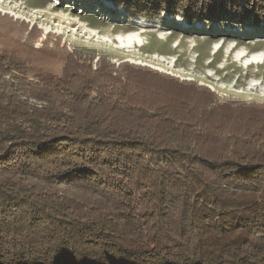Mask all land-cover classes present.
<instances>
[{"label": "trees", "instance_id": "16d2710c", "mask_svg": "<svg viewBox=\"0 0 264 264\" xmlns=\"http://www.w3.org/2000/svg\"><path fill=\"white\" fill-rule=\"evenodd\" d=\"M108 1L264 24V0ZM38 34L0 14V264H264V104Z\"/></svg>", "mask_w": 264, "mask_h": 264}, {"label": "rangeland", "instance_id": "374dc122", "mask_svg": "<svg viewBox=\"0 0 264 264\" xmlns=\"http://www.w3.org/2000/svg\"><path fill=\"white\" fill-rule=\"evenodd\" d=\"M0 14L36 28L35 48L61 41L70 52L93 55V66L103 58L146 67L197 82L219 104H264V24L132 19L108 0H0Z\"/></svg>", "mask_w": 264, "mask_h": 264}]
</instances>
